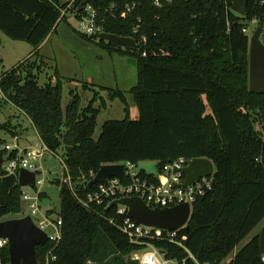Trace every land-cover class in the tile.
Listing matches in <instances>:
<instances>
[{"label": "trees", "instance_id": "16d2710c", "mask_svg": "<svg viewBox=\"0 0 264 264\" xmlns=\"http://www.w3.org/2000/svg\"><path fill=\"white\" fill-rule=\"evenodd\" d=\"M83 3L98 13L103 32L137 42L136 49L108 42L109 50L136 61L138 84L130 93L139 109L137 119L129 117L126 93L119 88L85 83L93 99L82 106L80 93L71 92L72 99L64 110L63 87L73 79L64 78L56 66L41 84L39 76L46 59L39 49L66 19L63 11L73 14L77 10L78 19L84 13L80 9ZM233 3L0 0V31L33 47L29 58L1 76L5 100L0 107L15 106L31 121L51 153L62 152L81 198L96 188L85 180H91V173H98L105 165L157 162L162 167L181 157L212 161L213 191L194 204L191 218L178 232V241L199 262L210 264H223L264 222V94L249 90L250 38L244 32L248 29L244 22L264 25V0H249L244 16L232 10ZM133 4L134 12L122 17ZM137 25L140 31L135 35ZM102 92L108 93L109 101L120 99L127 116L107 121L95 140L98 117L107 108ZM98 101L101 106H96ZM2 131L12 137L18 134L17 126L9 122L2 124ZM5 144L0 139V146ZM1 153L8 155L6 150ZM17 155L15 150L8 157ZM56 184L61 187L58 218L62 220V239L57 245L48 242L36 248L38 264H139L132 256L143 247L131 243L119 228L126 216L119 215L117 208L104 206H96L97 213L91 212L66 184L59 180ZM23 194L17 177L0 180V222L22 214ZM45 197L42 192L40 199ZM155 245L169 259L195 264L183 248L165 241ZM0 264H10L8 247L0 249ZM226 264H263L259 234Z\"/></svg>", "mask_w": 264, "mask_h": 264}, {"label": "rangeland", "instance_id": "374dc122", "mask_svg": "<svg viewBox=\"0 0 264 264\" xmlns=\"http://www.w3.org/2000/svg\"><path fill=\"white\" fill-rule=\"evenodd\" d=\"M62 4L71 0H60ZM248 27V36L251 39L261 25L258 21L244 22ZM78 22L71 12L66 13V19L59 24L58 33L55 34L49 45L44 49V53L57 61H45L46 66L39 78L41 84H45L54 73L56 64L59 65L63 76L67 81L63 87V109L65 110L71 101V92L77 91L73 82H77L79 93L82 96V106H86L94 97V94L84 88V84H93L97 87H108L111 89H122L126 93L129 104V117L137 119L139 109L135 104L134 97L130 90L138 84V70L136 61L127 56L117 54L115 51L109 50L108 42L101 44L98 40H88L82 37L80 33L75 35L74 29L77 31ZM264 42V33L262 36ZM122 47V46H121ZM125 48V47H122ZM33 52V47L21 41H14L0 31V78L3 73L11 71L19 63L25 61ZM47 57V58H48ZM46 58V59H47ZM107 100V108L102 109L97 122L94 139L100 137L102 126L111 120H123L126 118V106L120 99L114 101L108 100V95H103ZM97 106H101L98 101ZM0 121L2 124L9 122L11 126H17V136L12 137L4 131L0 132V139L6 141V145L14 146L15 139L19 148L22 150L23 141L33 144L35 150L43 152V156L39 159L37 165L41 168L38 179L43 180V184L38 186V190L46 193V197L41 199L39 204L41 211L55 212L51 217H56L60 208V185L56 181H62L65 175V166L62 159V152L56 154L49 150H44L45 146L40 140L36 129L31 121L13 105L8 104L0 107ZM25 128H28L27 130ZM28 134V136H26ZM19 137V139H18ZM27 144V143H26ZM25 193L36 195L37 190L31 187L24 188ZM30 214L28 203H22V214L12 216V218L25 217ZM264 223V222H263ZM263 224L255 228L235 249V251L224 261L223 264L230 262L235 255L245 247L251 239L260 233Z\"/></svg>", "mask_w": 264, "mask_h": 264}, {"label": "built area", "instance_id": "2783aa9c", "mask_svg": "<svg viewBox=\"0 0 264 264\" xmlns=\"http://www.w3.org/2000/svg\"><path fill=\"white\" fill-rule=\"evenodd\" d=\"M155 4L160 6L159 1H156ZM71 8L72 5L69 6L68 9ZM82 9H84V13L80 15V18L76 19L78 22L77 32L86 37H96L98 33L103 32L102 25L98 24V13L90 5H85ZM135 9L136 5L134 4L128 6L126 11L122 14V17L125 18L128 14L134 12ZM66 12L67 10L63 11V16ZM77 12L78 11L75 10L72 15L75 17ZM139 31L140 25H137L134 28L133 33L137 35L139 34ZM244 32L248 33V29H245ZM142 40L146 41V38L143 37ZM4 100L5 95L0 86V102ZM16 142L17 138L15 139L14 146L6 144L2 147L0 146V151L6 150L8 152L7 156H3L5 163L2 166L0 180L4 176H15L19 181V173L21 169H27L36 173V195L33 196L24 192L23 201L28 203L30 210V214L28 215L31 216L34 223L41 230L47 233L49 237L48 242H53L57 245L62 239V220L58 218V215L56 217H51L47 212L43 213L39 204L41 200L40 194L42 192L38 190V186L43 184V180L38 179L41 168L36 162H38L43 156V152L35 149L23 151L19 148V145ZM15 150L18 151V155L15 158H9V154ZM44 150L48 151L46 147ZM190 162V160L181 157L171 163L163 165L162 167L159 166L158 175H149L141 171L139 169V164L132 162L120 163V165L123 166V177L121 179L112 177L103 183L91 186L96 188L89 191L85 198L80 197L76 190V184L73 182V178L65 165V175L61 182L70 188L84 208L95 213H97L96 206H104L108 209L112 202L132 197L141 198L153 209L173 208L179 205L189 204L193 211L194 204L199 199L204 198L213 191L214 174L209 177H203L192 185L185 186L186 176L184 170ZM143 173L146 175L144 176ZM96 175L97 173H91L92 179L85 180V184L87 183L89 186L90 182L96 177ZM113 208H117L119 215L126 216L123 224L119 227L121 231L129 238L131 243L143 247L141 251L132 256V259L139 262V264H180L177 260L167 258L166 252L156 247L155 243L160 241L169 242L183 248L189 254V259H192L195 264H210L199 262L188 248L182 242L178 241V232L180 230L167 231L140 225L128 216V208L126 206L118 205ZM110 223L115 225L114 220H111ZM5 247H8V240L0 239V249ZM261 255L264 264V252ZM185 263L186 260L182 262V264Z\"/></svg>", "mask_w": 264, "mask_h": 264}, {"label": "water", "instance_id": "95a60500", "mask_svg": "<svg viewBox=\"0 0 264 264\" xmlns=\"http://www.w3.org/2000/svg\"><path fill=\"white\" fill-rule=\"evenodd\" d=\"M249 0H234L232 10L244 16L248 9ZM85 5L83 3L80 9ZM264 25L261 24L253 37L250 39V68H249V90L251 93L264 94V42L262 36ZM96 38L113 45L126 48H137V42L133 38L120 37L105 32L98 33ZM2 123L0 121V132ZM5 163L3 154L0 151V173ZM159 164L157 162H143L139 164V169L149 175H158ZM186 180L185 186L194 184L203 177L212 176L215 173V166L212 161L204 158L193 159L184 170ZM123 177V166L112 164L103 166L89 186L103 183L107 179ZM36 184V173L27 169H21L19 173V185L22 188L32 187ZM122 205L128 208V216L140 225L157 229L176 231L184 228L192 216V209L189 204L179 205L173 208H151L144 200L138 197L124 198L111 203L108 210ZM260 252H264V223L259 233ZM0 239L8 240V251L10 254V264H38V246L48 243L47 233L41 230L33 221L30 215L22 218L9 219L0 222ZM149 250V249H148ZM147 251V250H146ZM163 253V252H162Z\"/></svg>", "mask_w": 264, "mask_h": 264}, {"label": "crops", "instance_id": "0c3cea01", "mask_svg": "<svg viewBox=\"0 0 264 264\" xmlns=\"http://www.w3.org/2000/svg\"><path fill=\"white\" fill-rule=\"evenodd\" d=\"M58 29H59V26L57 27V30H56V32L54 33V34H52L48 39H47V41L41 46V48L39 49L40 50V55L41 56H43L45 59L48 57L45 53H44V49L49 45V43H50V41H51V39H52V37L55 35V34H57L58 33ZM76 31V30H75ZM76 33V32H75ZM75 35H77L78 36V33L77 34H75ZM31 54H32V52H31ZM31 54H30V56H31ZM29 56V57H30ZM28 57V58H29ZM51 58L50 57H48L47 59H46V61H48V62H51ZM55 59L53 58V60L52 61H54ZM54 62H57L56 60L54 61ZM56 66L59 68V65L58 64H56ZM59 70H60V68H59ZM60 73H61V75L63 76V72L60 70ZM64 77V76H63ZM65 78V77H64ZM74 83V87H75V89H77V91L79 90V87H80V85L77 83V82H73ZM95 86V85H94ZM97 87V86H96ZM97 88H100V87H97ZM104 88H108V87H104ZM108 89H111V88H108ZM122 90V89H121ZM79 92V91H78ZM105 94H107L108 95V93L107 92H102L101 93V96L102 97H104L103 95H105ZM98 103V102H97ZM96 106H97V104H96ZM106 109V108H105ZM22 115H24V114H22ZM26 130L28 129V128H25ZM26 136H28V134L26 135ZM39 136V135H38ZM18 139H19V137H18ZM28 140H30L29 139V137H28V139H27V141L25 140V141H23L24 143V146H22L21 148H22V150L23 151H29V150H34L35 149V147H33V144L32 143H29V141ZM27 143V144H26Z\"/></svg>", "mask_w": 264, "mask_h": 264}]
</instances>
